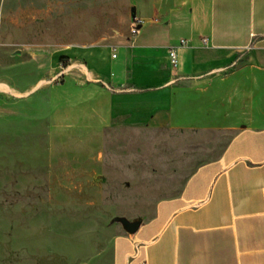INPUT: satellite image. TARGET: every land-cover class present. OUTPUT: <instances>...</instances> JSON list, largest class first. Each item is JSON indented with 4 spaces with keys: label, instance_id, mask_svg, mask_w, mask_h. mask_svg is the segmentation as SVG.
I'll list each match as a JSON object with an SVG mask.
<instances>
[{
    "label": "crops",
    "instance_id": "0c3cea01",
    "mask_svg": "<svg viewBox=\"0 0 264 264\" xmlns=\"http://www.w3.org/2000/svg\"><path fill=\"white\" fill-rule=\"evenodd\" d=\"M125 16L112 41L30 50L35 76L24 93L8 86L23 96L8 130L43 121L33 136L49 137L39 146L51 183L92 178L116 134L182 143L176 162L193 172L136 232L116 223L96 264H264V0H127ZM218 134L229 139L216 158L187 155V140L206 152ZM63 160L86 164L64 172Z\"/></svg>",
    "mask_w": 264,
    "mask_h": 264
},
{
    "label": "rangeland",
    "instance_id": "374dc122",
    "mask_svg": "<svg viewBox=\"0 0 264 264\" xmlns=\"http://www.w3.org/2000/svg\"><path fill=\"white\" fill-rule=\"evenodd\" d=\"M126 5L127 0H0V264L108 261L109 253L101 252L118 231L114 225H122L121 218H150L159 199L195 169L176 162L183 158L177 153L182 143L168 145L166 135L121 133L100 153L103 165L92 178L65 176L51 183L44 174L47 153L39 146L49 137L33 136L43 131V121L27 120L24 128L17 119V131L25 129V136L8 130L9 107L30 86L24 78L32 82L35 76L29 51L112 41L128 26ZM32 111L38 112L36 105ZM228 139L208 138L206 152H199L198 139L190 138L187 155L216 158ZM85 164L63 160L64 172Z\"/></svg>",
    "mask_w": 264,
    "mask_h": 264
},
{
    "label": "built area",
    "instance_id": "2783aa9c",
    "mask_svg": "<svg viewBox=\"0 0 264 264\" xmlns=\"http://www.w3.org/2000/svg\"><path fill=\"white\" fill-rule=\"evenodd\" d=\"M140 24H141V21L140 20H137V19L132 20V22L130 23V31H131V33L133 35H136V34L139 33V31H140ZM204 41H207V39H204ZM182 43H184V41H182ZM170 57L172 59V62L176 64L177 57H176V52H175L174 49H172L170 51Z\"/></svg>",
    "mask_w": 264,
    "mask_h": 264
},
{
    "label": "water",
    "instance_id": "95a60500",
    "mask_svg": "<svg viewBox=\"0 0 264 264\" xmlns=\"http://www.w3.org/2000/svg\"><path fill=\"white\" fill-rule=\"evenodd\" d=\"M121 222L124 225V227L127 229V231L132 232V233L136 232L141 225V222L139 220L130 221L126 218H121Z\"/></svg>",
    "mask_w": 264,
    "mask_h": 264
},
{
    "label": "trees",
    "instance_id": "16d2710c",
    "mask_svg": "<svg viewBox=\"0 0 264 264\" xmlns=\"http://www.w3.org/2000/svg\"><path fill=\"white\" fill-rule=\"evenodd\" d=\"M63 64H64V65H67V61H66V60H64V61H63Z\"/></svg>",
    "mask_w": 264,
    "mask_h": 264
}]
</instances>
